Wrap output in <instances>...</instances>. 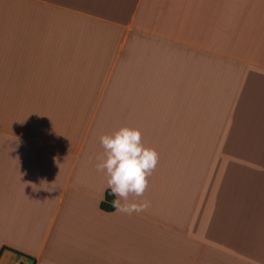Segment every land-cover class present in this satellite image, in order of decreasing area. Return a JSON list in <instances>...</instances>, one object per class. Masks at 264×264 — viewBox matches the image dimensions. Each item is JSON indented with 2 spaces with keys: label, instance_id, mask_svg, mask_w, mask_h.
I'll return each instance as SVG.
<instances>
[{
  "label": "crops",
  "instance_id": "1",
  "mask_svg": "<svg viewBox=\"0 0 264 264\" xmlns=\"http://www.w3.org/2000/svg\"><path fill=\"white\" fill-rule=\"evenodd\" d=\"M123 126L159 153L131 216ZM260 174L264 0H0V264H264Z\"/></svg>",
  "mask_w": 264,
  "mask_h": 264
},
{
  "label": "clouds",
  "instance_id": "2",
  "mask_svg": "<svg viewBox=\"0 0 264 264\" xmlns=\"http://www.w3.org/2000/svg\"><path fill=\"white\" fill-rule=\"evenodd\" d=\"M99 143L103 154L97 156L95 167L107 178L103 193L111 190L115 212L131 216L147 211L150 201L140 198L148 190L149 177L159 163V153L142 142L138 128L128 126L101 135Z\"/></svg>",
  "mask_w": 264,
  "mask_h": 264
},
{
  "label": "trees",
  "instance_id": "3",
  "mask_svg": "<svg viewBox=\"0 0 264 264\" xmlns=\"http://www.w3.org/2000/svg\"><path fill=\"white\" fill-rule=\"evenodd\" d=\"M111 190L107 189L104 194L105 200L101 202L100 206L103 210L110 211L113 209L111 201L115 199L113 195L110 194Z\"/></svg>",
  "mask_w": 264,
  "mask_h": 264
},
{
  "label": "rangeland",
  "instance_id": "4",
  "mask_svg": "<svg viewBox=\"0 0 264 264\" xmlns=\"http://www.w3.org/2000/svg\"><path fill=\"white\" fill-rule=\"evenodd\" d=\"M252 177V174H251ZM256 184H264V174H260V176L256 180Z\"/></svg>",
  "mask_w": 264,
  "mask_h": 264
}]
</instances>
